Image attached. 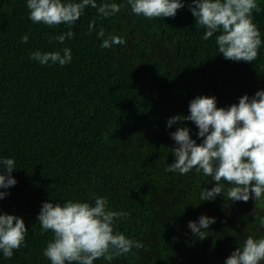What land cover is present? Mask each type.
<instances>
[{"label":"trees","instance_id":"1","mask_svg":"<svg viewBox=\"0 0 264 264\" xmlns=\"http://www.w3.org/2000/svg\"><path fill=\"white\" fill-rule=\"evenodd\" d=\"M182 2L174 18L146 19L130 6L102 18L88 7L71 28L75 36L60 44L49 38L67 26L33 23L27 0H0V159L13 158L17 168V183L0 189L8 193L0 214L21 217L28 228L25 244L10 259L0 252V264H51L43 252L53 233L37 220L45 201L94 203L100 196L111 210L130 213L118 230L144 247L93 264H225L249 235L246 227L264 237V200L233 203L220 195L201 201L212 177L195 169L165 171L175 161L170 133L182 126L168 128L169 118L189 115L197 96H214L218 108H228L264 90V0L253 11L262 40L253 62L226 60L215 42L219 33L203 40L191 0ZM101 28L105 38L121 36L126 44L101 48ZM65 47L72 53L65 66L30 58ZM183 126L202 142L194 123ZM201 215L216 219L203 240L188 228Z\"/></svg>","mask_w":264,"mask_h":264},{"label":"clouds","instance_id":"2","mask_svg":"<svg viewBox=\"0 0 264 264\" xmlns=\"http://www.w3.org/2000/svg\"><path fill=\"white\" fill-rule=\"evenodd\" d=\"M131 8L135 16L146 19L174 18L179 9L185 7L182 0H127L126 4L102 3L97 0H27L29 19L49 27L65 25L68 31L49 38L64 44L75 33L71 28L84 15L85 9H97L102 18L115 17L124 8ZM188 8L195 17V24L205 29L202 39L207 41L214 34L219 53L226 60L253 62L258 58L262 45L261 33L253 22V11L259 12L257 0H191ZM95 20L90 21L89 30H94ZM102 39L101 48L125 45L121 36L105 38L103 28L97 32ZM28 36L22 37L27 43ZM61 52L63 54H61ZM30 58L41 65L50 63L60 66L70 64L71 50L67 47L58 51L30 54ZM189 115H176L168 119L167 127L178 122L182 125L171 132L176 147L172 148L175 161L168 164L166 172L180 175L203 173L212 177L214 184L200 192L201 201H213L217 196L226 195L233 203L264 200V90L253 96L239 98L238 104L218 108L216 97L197 96L189 103ZM191 121L198 128L197 138L190 136V129L183 126ZM0 189H8L17 181L12 172L17 169L13 158L0 159ZM0 191V199L7 196ZM130 213L113 211L107 197L96 196L94 203L67 200L63 204L45 201L37 220L43 232L51 231L52 239L43 255L51 264H93L103 258L112 261L126 256L132 250L144 247L139 240L126 237L118 230V222L127 220ZM216 223L214 217L201 215L198 222L189 221L188 228L193 236L206 239L205 230ZM264 227V220L261 221ZM247 235L225 260V264H262L264 262V237L255 235L250 225L244 229ZM28 228L23 218L0 214V252L5 258H12L14 250L25 244Z\"/></svg>","mask_w":264,"mask_h":264}]
</instances>
